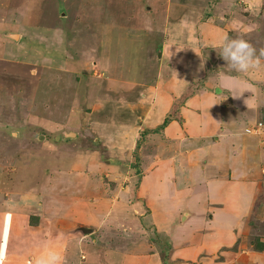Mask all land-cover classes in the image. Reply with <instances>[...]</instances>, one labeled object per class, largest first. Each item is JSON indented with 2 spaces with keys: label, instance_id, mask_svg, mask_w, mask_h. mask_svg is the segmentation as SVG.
<instances>
[{
  "label": "rangeland",
  "instance_id": "rangeland-1",
  "mask_svg": "<svg viewBox=\"0 0 264 264\" xmlns=\"http://www.w3.org/2000/svg\"><path fill=\"white\" fill-rule=\"evenodd\" d=\"M121 1L0 0V260H3L2 262L31 264L29 262L31 259L32 264H37L41 251L49 253L48 250H53V247L45 246V235L49 234L50 239L55 236L56 239L59 232L60 236L57 238L63 240L77 237L75 250L70 244H63L62 249L65 256H72L71 254L75 253L79 259L78 264H85L88 263L85 258L90 253L88 248L92 250V239L98 238L97 231L89 237L83 236L84 234L80 232L83 226L74 221L67 222L70 231L64 230V224L59 221H48L42 229H26L25 227L30 223V214L33 213V207L30 206L27 197L25 203L13 200L14 195L11 194L9 206L6 210L2 207L6 193H9L7 189H10L12 182L26 186V189L37 194L45 186V178L49 176L50 185L43 189L45 196L56 202L62 199L59 206L56 204L51 207L52 210H62L60 215L72 220L76 213L83 215L85 209L83 203L78 202L76 199L78 197L74 195L79 197L82 194L89 195L88 191L84 190L87 174L90 173L88 168H85L89 160L87 156H80L81 153L89 154V159L95 158L108 167L112 166L115 171H119L120 177L135 175L139 160L143 163L145 159L152 158V155L154 157L167 155V151L162 149L143 150V145L138 150L137 142L130 149L125 140L129 137L130 130L133 129L134 132L135 125L139 123L133 115L142 113L147 105L136 102L134 98L136 82L152 84L156 80L158 63L155 62L154 56L150 59L146 52L154 38L159 48L157 52L161 50V38L157 40L161 33L156 35L155 31H148L144 27L135 28L131 24L125 27L121 15L126 16L128 14H124L125 12L134 11L130 6H122L120 10L123 14L117 13L115 19L110 17L108 4L116 2L119 3V7ZM183 1L191 5H200L204 9L206 6L209 12H212V4L219 5L221 2V0ZM251 3L254 7L250 8ZM251 3L249 2L248 5L246 0L229 2L233 16H238L242 20L249 18L247 24L253 23L244 28V32L239 35H243L258 50L264 49V0H255ZM229 4L225 6L229 8ZM225 10L223 14L228 15L230 11L226 13ZM92 21L94 23L99 21L100 28L93 31L90 25ZM231 30L233 31L230 28L229 33ZM124 95L131 102L125 100L122 97ZM233 113L237 114L236 111ZM122 125L125 126L121 127ZM242 126L243 123H237L238 128ZM70 132L72 134H69ZM143 132H139L138 141L141 138L149 139L150 134L146 130ZM139 155L141 159L138 158ZM96 172L103 181L117 176L110 174L107 178L108 172L101 167H98ZM152 172L157 173L153 166L145 175L153 176ZM138 175L135 185L127 183L132 198L139 192L136 188L141 175ZM178 184H182V181ZM156 187L154 179L146 178L143 191L151 189L150 194H156ZM260 195L264 196V192ZM30 198H35V195L31 194ZM12 204L14 205L11 207ZM31 204L37 206L36 202ZM259 205L254 204L250 210H240L242 216L238 219V227L246 238L244 244L240 245L242 251L237 246L228 250L232 252V256L228 259L229 264L231 262L264 264V249L262 251L254 248L256 239L264 240V205ZM166 211L170 212V210ZM187 211L189 212L184 210L179 216H175L176 223H183L181 219ZM235 211L238 214L237 210ZM203 217L208 219V213ZM6 222L9 223L5 224ZM21 222L24 224L20 225ZM164 224L167 225V221ZM202 224L201 222L196 226L185 224L184 227L188 231L181 230L184 236L180 235V237L187 238L189 235L197 241L200 240L204 245L200 253L204 255L207 249H211L201 261L202 264H221L217 262L221 257L217 252L218 249L207 248L208 237L212 232L204 230ZM6 227L10 230L15 228L17 231L10 233V237L9 233L6 236ZM176 227L173 229H177ZM90 229L92 228L90 227L89 231ZM204 234H206L205 244ZM171 235L173 237V233ZM108 236L109 238L103 237L97 241L112 251L139 253L146 244H152L151 235L147 231L132 233L129 237L124 232L114 230L108 231ZM152 238L154 245L151 251L149 248L145 249L149 250L150 256H155L156 251H159L161 264H178L183 261L176 256L178 251L183 247L184 251H189L184 243L173 250L170 236L165 240L157 235H152ZM86 243L88 248L83 249L81 245ZM176 243L179 242L173 241V244ZM246 243L247 247H245ZM95 248H97L96 242ZM251 251H260V253L255 254ZM102 253L99 255L101 256ZM254 254L259 257L254 259L251 257ZM197 256L190 261L198 262L202 259H197ZM73 259L71 257L72 261L69 264L76 263ZM51 260L52 257L48 259L47 264H52ZM118 261L112 258L106 264H119Z\"/></svg>",
  "mask_w": 264,
  "mask_h": 264
},
{
  "label": "crops",
  "instance_id": "crops-1",
  "mask_svg": "<svg viewBox=\"0 0 264 264\" xmlns=\"http://www.w3.org/2000/svg\"><path fill=\"white\" fill-rule=\"evenodd\" d=\"M252 1L255 0H246L248 5ZM229 2L230 0H221L219 5L212 4V12L206 6L204 9L183 0H122L119 7L116 2L108 4L109 16L114 19L117 13L123 14L120 10L122 6L134 9L129 13L125 12L124 14H128L126 16L121 15L125 27L131 24L135 28L144 27L148 31H155L156 35L161 33L157 38H161V50L157 52L159 48L154 38L146 52L150 59L154 56L158 63L156 80L152 84L136 82L134 98L136 102L147 105L142 113L133 115L139 123L135 125L134 132L133 129L130 130L129 137L125 140L130 149L138 143V150L143 145V150L162 149L167 151V155H152V158L145 159L143 163L139 160L140 168L138 166L135 175L120 177L119 171H115L112 166L108 167L95 158L89 159V154L81 153L80 156H87L89 160L85 168L90 173L87 174L84 185V190L89 195H74L85 209L83 215L76 213L72 220L63 218L60 215L62 210H52L56 204L59 206L62 199L56 202L45 196L43 189L50 185L49 176L45 178V186L37 194L26 189V186L12 182L2 207L6 210L9 206L11 194L14 195L13 200L25 203L27 197L33 207L30 215L33 216L34 223H29L26 229H42L48 221H59L64 224V230L70 231L67 222L74 221L87 228L79 230L83 236L89 237L97 231L98 238L92 239V250L87 243L81 245L90 252L85 258L88 263L85 264H106L112 258L119 260V264H161L159 251H156L155 256L148 254L154 245L152 235H157L162 240L170 236L173 250L182 243L187 245L188 252L183 247L176 255L183 260L178 264H202L201 261L211 249H207L204 255L200 253L204 248L200 240L189 235L187 238L180 237L184 236L181 230L188 231L185 224L196 226L200 222H203L201 227L204 230L212 232L208 237L207 248L218 249L221 257L217 262L229 264L232 252L228 250L237 246L242 251L240 245L244 244L246 238L238 227V219L242 216L240 212L250 210L254 204L264 205V196L260 195L264 192V57H261L257 68L241 73L230 70L219 55V45L225 34L235 38L244 32V28L253 24H247L249 18L242 20L233 16ZM225 4H229V8ZM251 4L249 7H254ZM223 9L226 13L230 11L229 14H223ZM128 16L130 17L126 18ZM93 21L90 25L94 31L100 26L99 21ZM230 28L234 34L232 30L229 33ZM243 86L250 90H244L237 96V90ZM122 97L131 102L126 95ZM234 111L237 112L236 115ZM166 116L170 117L168 123L157 129ZM238 122L244 126L238 128ZM144 130L150 134L149 139L141 138L138 141L139 132ZM138 158L141 159V156ZM152 166L159 175L155 172H152L153 176L145 175ZM98 167L108 172L107 178L110 174L117 176L103 181L96 172ZM138 174L141 175L136 188L139 192L132 198L127 183L135 185ZM146 178L155 180L156 194H150L151 189L143 191ZM180 181L182 184L179 185ZM31 194L35 198H30ZM251 198L254 200H249ZM35 202L37 206L31 204ZM49 207L52 208L49 210ZM184 210L189 212L184 213L181 219L183 223H176L175 216H179ZM205 213H208V219H204ZM233 216L236 218L235 222ZM165 221L167 225L164 224ZM7 223L9 222L5 224ZM90 227L92 229L89 231ZM175 227L177 229H173ZM19 229L21 230L20 227ZM114 230L124 232L129 237L132 233L147 231L151 235L152 244H146L148 251L143 248L139 253H131L124 250L112 251L101 242L98 243L99 238H109L108 231ZM16 231L15 228L10 230L6 227L5 233L6 236L9 233L10 237V233ZM59 236V232L56 239L55 236L50 239L49 234L45 235V246H51L53 250H48L49 253L41 251L39 259L48 262L52 257V264H69L72 257L75 264H78L79 259L75 253L65 256L62 249L63 244H70L75 250L77 237L63 240L57 238ZM175 240L179 243L173 244ZM205 240L206 234L203 235L204 244ZM259 241L264 242L260 238ZM255 254L251 255L254 259L259 257ZM196 255L197 259H202L198 262L190 261ZM2 261L0 260V264H7ZM29 262L32 264L31 259Z\"/></svg>",
  "mask_w": 264,
  "mask_h": 264
},
{
  "label": "clouds",
  "instance_id": "clouds-1",
  "mask_svg": "<svg viewBox=\"0 0 264 264\" xmlns=\"http://www.w3.org/2000/svg\"><path fill=\"white\" fill-rule=\"evenodd\" d=\"M219 55L226 61L230 70L246 73L260 65L261 57H264V49H257L249 40L239 35L235 38L225 34L219 45ZM203 67V65H201ZM244 90H250L247 86L240 87L238 95ZM37 264H47L44 259L37 260Z\"/></svg>",
  "mask_w": 264,
  "mask_h": 264
},
{
  "label": "trees",
  "instance_id": "trees-1",
  "mask_svg": "<svg viewBox=\"0 0 264 264\" xmlns=\"http://www.w3.org/2000/svg\"><path fill=\"white\" fill-rule=\"evenodd\" d=\"M169 120H170V117H169V116H166V117L164 118L163 122L157 127V129H159V128H161V127H164V126L168 123ZM32 219H33V216L30 215V223H31V224L34 223V222L32 221ZM82 229L85 230V229H87V228H85V227L83 226ZM255 244H256V246H255L254 248H255L256 250H263V249H264V242L259 241V239H258V240L256 239ZM163 260H164V259H163Z\"/></svg>",
  "mask_w": 264,
  "mask_h": 264
},
{
  "label": "water",
  "instance_id": "water-1",
  "mask_svg": "<svg viewBox=\"0 0 264 264\" xmlns=\"http://www.w3.org/2000/svg\"><path fill=\"white\" fill-rule=\"evenodd\" d=\"M69 134H72V132H70Z\"/></svg>",
  "mask_w": 264,
  "mask_h": 264
}]
</instances>
